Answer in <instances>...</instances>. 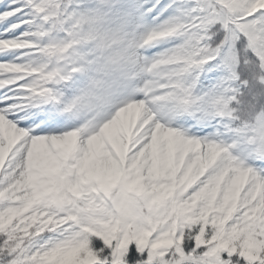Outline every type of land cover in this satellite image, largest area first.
<instances>
[{"label": "snow or ice", "instance_id": "obj_1", "mask_svg": "<svg viewBox=\"0 0 264 264\" xmlns=\"http://www.w3.org/2000/svg\"><path fill=\"white\" fill-rule=\"evenodd\" d=\"M0 264H264V0H0Z\"/></svg>", "mask_w": 264, "mask_h": 264}]
</instances>
